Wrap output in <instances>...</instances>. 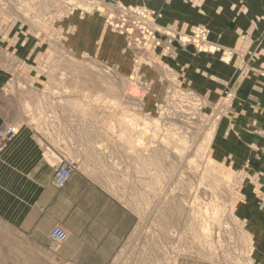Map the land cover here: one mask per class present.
Returning <instances> with one entry per match:
<instances>
[{
    "label": "rangeland",
    "instance_id": "rangeland-1",
    "mask_svg": "<svg viewBox=\"0 0 264 264\" xmlns=\"http://www.w3.org/2000/svg\"><path fill=\"white\" fill-rule=\"evenodd\" d=\"M184 7L194 10V26ZM226 8L239 9L229 0H0V57L17 59L2 66L1 89L49 91L44 100L57 119L98 124V154L87 163L106 176L130 218L108 264H263L254 258L249 210L237 208L241 181L260 178L241 177L246 166L224 162L222 147L234 131L238 142L253 129L264 138L256 113L236 129L249 104L242 88L264 76L256 58L264 56V27L249 48L222 47L211 39L215 15L206 10L223 21ZM184 18L190 25L177 27ZM185 53L236 59V69L229 81L217 73L190 77ZM8 127L15 132L3 149L18 131L17 124L0 131ZM112 142L123 144L115 151L120 176L103 156L113 155ZM251 151L263 158V148ZM74 159L55 169L71 162L75 172ZM259 163L245 161L252 169Z\"/></svg>",
    "mask_w": 264,
    "mask_h": 264
},
{
    "label": "crops",
    "instance_id": "crops-1",
    "mask_svg": "<svg viewBox=\"0 0 264 264\" xmlns=\"http://www.w3.org/2000/svg\"><path fill=\"white\" fill-rule=\"evenodd\" d=\"M229 1H237L239 9L226 8L229 17L226 16L228 19L224 22L210 11L214 7L213 11H218V7L208 5L212 6L206 10L208 15H215L214 23H210V36L222 47L242 51L251 47L264 27V0ZM184 9L190 27L194 26L198 22L193 19L194 10ZM230 21L234 23L232 28L225 24ZM185 22L186 18L177 27L189 26ZM242 33L243 37L239 35ZM182 57L187 65L185 73L192 75L190 77L217 73L220 76L216 80L229 81L236 69V59L225 64L217 54L213 57L190 55L188 58L185 53ZM256 58L264 62V56L257 54ZM12 60L0 57V83L4 80L1 69L5 68L2 66L9 62L15 64L17 59ZM251 80L255 83L248 84L249 88L244 87L241 91L244 98L248 96L249 104L242 105L240 112L246 114L240 116L236 129L245 128L254 119L264 129V115H260L262 109L257 108L264 106V84L258 82H263L264 76ZM49 96V91L41 89L6 92L0 85V128L8 124L18 125V131L0 153V264H108L129 230L130 218L118 197L108 191L106 176L96 166L87 163L98 154V124L57 119L45 103L44 98ZM241 134L239 142L235 131L229 134V141L222 147L223 161L232 164L233 168L246 166L247 175L242 173L243 178L254 175L260 178L258 185H251L245 179L241 181L239 192L242 199L237 208L249 210L244 216L255 242L254 258L264 264V163L256 164L254 169L245 164V161L264 162V154L263 158L256 160L251 151L254 147L264 149V138L254 129ZM122 145L112 142L110 151L113 155L103 154L109 161L107 166L111 165L118 176L122 175L119 166L123 159L117 157L115 151ZM80 156L85 161L78 164L74 158ZM64 159H74L77 168L64 186L57 187L51 184V178L56 165ZM134 159L143 170L144 154L138 153ZM152 161L154 163V155ZM237 162H243L242 166H233ZM56 225L67 232L63 242L48 237L50 229Z\"/></svg>",
    "mask_w": 264,
    "mask_h": 264
},
{
    "label": "built area",
    "instance_id": "built-area-1",
    "mask_svg": "<svg viewBox=\"0 0 264 264\" xmlns=\"http://www.w3.org/2000/svg\"><path fill=\"white\" fill-rule=\"evenodd\" d=\"M15 130L12 127L5 128L0 131V151L5 146V142L13 136ZM75 170V165L71 162L61 163L52 176V183L57 186H62ZM49 237L53 241L63 242L67 238V233L61 226L53 227L49 232Z\"/></svg>",
    "mask_w": 264,
    "mask_h": 264
},
{
    "label": "bare ground",
    "instance_id": "bare-ground-1",
    "mask_svg": "<svg viewBox=\"0 0 264 264\" xmlns=\"http://www.w3.org/2000/svg\"><path fill=\"white\" fill-rule=\"evenodd\" d=\"M12 128H13V127H12ZM15 128H16V127H15ZM14 130H15V129H14ZM16 131H17V130H16ZM64 163H65V162H64ZM73 172H74V171H73ZM73 172H72V173H73ZM72 173H71V175H72ZM71 175H70V176H71ZM70 176H69V178H70ZM69 178H68V179H69ZM67 181H68V180H67ZM67 181H66V182H67ZM66 182H65V183H66ZM65 183H64V184H65ZM64 184H63V185H64ZM54 185H55V184H54ZM63 185H62V186H63ZM56 186H57V185H56ZM58 187H61V186H58ZM56 226H58V225H56ZM54 227H55V226H54ZM61 227H62V226H61ZM52 228H53V227H52ZM52 228H51V229H52ZM62 228H63V227H62ZM51 229H50V230H51ZM63 229H64V228H63ZM64 231H65V230H64ZM49 232H50V231H49ZM65 232H66V231H65ZM66 233H67V232H66ZM48 237H49V233H48ZM49 238H50V237H49ZM50 239H51V238H50ZM65 240H66V239H65ZM65 240H64V241H65ZM57 242H58V241H57Z\"/></svg>",
    "mask_w": 264,
    "mask_h": 264
}]
</instances>
